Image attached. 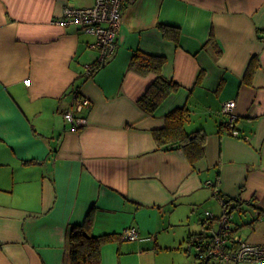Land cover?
I'll return each instance as SVG.
<instances>
[{
	"label": "crops",
	"instance_id": "obj_1",
	"mask_svg": "<svg viewBox=\"0 0 264 264\" xmlns=\"http://www.w3.org/2000/svg\"><path fill=\"white\" fill-rule=\"evenodd\" d=\"M93 3L0 0V264H65L66 233L88 214L95 235L139 232L103 244L101 264H199L191 237L216 230L202 224L205 210L223 211L216 192L232 206V233L264 243V0L123 1L101 63L94 35L56 22L65 6ZM159 23L178 26V40ZM138 49L164 56L162 74L180 85L152 114L138 99L156 73L130 67ZM77 96L90 107L73 129L64 113ZM228 99L236 134L221 127ZM181 106L186 130L206 133L194 164L152 135Z\"/></svg>",
	"mask_w": 264,
	"mask_h": 264
},
{
	"label": "built area",
	"instance_id": "obj_2",
	"mask_svg": "<svg viewBox=\"0 0 264 264\" xmlns=\"http://www.w3.org/2000/svg\"><path fill=\"white\" fill-rule=\"evenodd\" d=\"M123 1L129 0H94L93 5L85 7L65 6L62 16L56 22L64 25L80 26L85 32L95 36L93 44L99 50V60L101 63L110 57L116 48V36L120 28V11ZM90 73V66H86ZM29 83V80H26ZM235 99H228L222 103L221 113L227 117L229 123L236 119L234 113ZM90 107V100L84 96H77L72 108L64 113L71 128L78 129L88 123L85 111ZM232 133L237 131L232 129ZM218 202L221 204L222 213L214 217L209 210L204 211L202 224L210 227L214 220L217 221V228L212 233L211 238L199 236L192 237V246L196 258L201 262H220L227 264H237L244 261H252L264 264V243H250L241 240L232 233L229 225L232 206L225 199L215 193ZM139 237V232L135 227H126L121 238L124 240H134Z\"/></svg>",
	"mask_w": 264,
	"mask_h": 264
},
{
	"label": "trees",
	"instance_id": "obj_3",
	"mask_svg": "<svg viewBox=\"0 0 264 264\" xmlns=\"http://www.w3.org/2000/svg\"><path fill=\"white\" fill-rule=\"evenodd\" d=\"M158 27L165 36L174 41L178 40L180 35L178 26L159 23ZM165 62L166 58L164 56L150 54L139 49L135 50L131 57L130 67L132 69L141 73L147 71L156 73L155 79L138 99V105L151 114L154 113L167 95L178 90L180 87L176 81L162 74L161 71ZM258 65L257 57L253 56L245 72L244 80L246 82H251ZM189 117L190 111L186 106L176 107L165 115L163 127L152 130V135L159 147L167 146L172 148L177 146V148L183 150L188 161L194 164L205 154L206 133L201 128L190 132L187 131L185 124L189 120ZM231 124L226 120L225 123L221 124V127L223 126L232 133L233 128H231ZM219 195L225 199V202L229 201L220 193ZM119 236L121 237V235H117L116 233L93 234L91 231V218H89L88 214L84 222L71 225L66 233L68 258L65 264H101L102 245L120 238ZM196 236L211 238L212 234L201 231ZM199 264H203V262H199Z\"/></svg>",
	"mask_w": 264,
	"mask_h": 264
},
{
	"label": "rangeland",
	"instance_id": "obj_4",
	"mask_svg": "<svg viewBox=\"0 0 264 264\" xmlns=\"http://www.w3.org/2000/svg\"><path fill=\"white\" fill-rule=\"evenodd\" d=\"M178 228H179V226H176V227H175V229H178ZM193 253H194V251H193Z\"/></svg>",
	"mask_w": 264,
	"mask_h": 264
}]
</instances>
